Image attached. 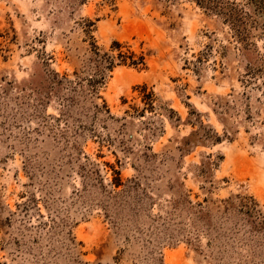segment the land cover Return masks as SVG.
Returning <instances> with one entry per match:
<instances>
[{"label": "rangeland", "instance_id": "374dc122", "mask_svg": "<svg viewBox=\"0 0 264 264\" xmlns=\"http://www.w3.org/2000/svg\"><path fill=\"white\" fill-rule=\"evenodd\" d=\"M0 264H264V0H0Z\"/></svg>", "mask_w": 264, "mask_h": 264}, {"label": "trees", "instance_id": "16d2710c", "mask_svg": "<svg viewBox=\"0 0 264 264\" xmlns=\"http://www.w3.org/2000/svg\"><path fill=\"white\" fill-rule=\"evenodd\" d=\"M116 46H120L118 43H116ZM141 94L143 95L144 97V100H147L150 98V95L151 94H148L147 93V89L146 87L145 88H142V91H141ZM109 168H111L112 170V176H113V180L111 182V184L116 187V188H119L121 185H122V180H121V173L117 170H115L114 166L113 165H110L109 163L106 164Z\"/></svg>", "mask_w": 264, "mask_h": 264}]
</instances>
